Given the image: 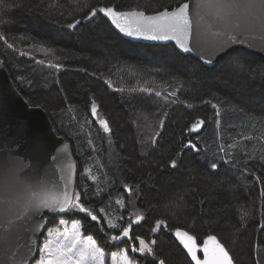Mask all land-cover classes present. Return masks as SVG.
I'll use <instances>...</instances> for the list:
<instances>
[{"label":"trees","instance_id":"1","mask_svg":"<svg viewBox=\"0 0 264 264\" xmlns=\"http://www.w3.org/2000/svg\"><path fill=\"white\" fill-rule=\"evenodd\" d=\"M184 1L0 0V35L7 41L0 40V58L27 103L41 107L70 143L74 193L98 216L47 214L41 238L57 219L79 218L106 253L123 247L141 264H193L174 235L180 228L198 245L215 235L235 264H264V59L234 50L206 66L171 43L123 38L103 13L83 19L93 7L151 14ZM198 118L203 126L188 131ZM189 140L195 150L184 147ZM137 214L143 218L129 237L112 241ZM157 219L166 227L152 233ZM109 220L121 227L111 228ZM137 235L156 240L152 254L132 251Z\"/></svg>","mask_w":264,"mask_h":264},{"label":"water","instance_id":"2","mask_svg":"<svg viewBox=\"0 0 264 264\" xmlns=\"http://www.w3.org/2000/svg\"><path fill=\"white\" fill-rule=\"evenodd\" d=\"M187 2L194 5L197 0ZM108 21L111 23L110 19ZM112 26L128 40L147 44L171 43L179 52L196 57L206 66L216 64L234 50H243L264 59V48L260 46L264 43V31L258 23L247 32L232 31L230 25L206 14L199 39L190 38L187 51L179 48L175 40L128 36ZM214 33L224 35L215 36ZM229 34L235 35V41L221 45L219 41L227 40ZM16 168L20 171L14 175ZM76 175L77 164L70 143L56 133L41 107L27 103L0 58V264L32 263L45 229L46 215L64 214L46 208L37 210L32 194L59 196L65 187L74 194ZM17 176L23 183L18 182ZM26 205L27 212L24 211ZM38 223L42 226L37 229ZM197 255L203 258L202 251Z\"/></svg>","mask_w":264,"mask_h":264},{"label":"snow or ice","instance_id":"3","mask_svg":"<svg viewBox=\"0 0 264 264\" xmlns=\"http://www.w3.org/2000/svg\"><path fill=\"white\" fill-rule=\"evenodd\" d=\"M99 13H103L104 16L110 19L115 28L128 36L142 37L150 40H175L179 48L186 51L189 49L190 38L195 36L199 39L200 26L206 23V14L218 21L225 22L226 26L230 25L232 31L247 32L257 23L261 30L264 31V0H197L194 5L185 0V2L179 3L177 7H173L171 10L164 8L152 15H146L145 11L135 8L129 11H117L113 6L93 7L83 19H95ZM78 23L79 21L75 20L68 27L72 28ZM214 35L223 36L224 33H214ZM235 39V35L229 34L227 40H221L219 43L222 45L229 41H235ZM0 40H4L7 43L3 35H0ZM260 46L264 48V43ZM8 47L11 48L13 45L8 44ZM39 50L44 52L51 51V49L43 47ZM39 63H44V61H39ZM49 66L56 69L61 67L58 63H50ZM139 90L144 93L154 91L152 88H141ZM155 95L159 97L161 96V92L156 91ZM169 95L174 96L175 92L169 93ZM188 107H191V105H188ZM91 112L93 116L98 115L95 101L92 103ZM217 115H219V112H217ZM98 122L105 133L111 131L109 123L105 119L101 118ZM217 123H219V120H217ZM160 124L162 127L163 120ZM203 124L204 120L198 118L192 123L191 128L187 130L196 132ZM157 136L158 133L150 138V145L154 146L157 143ZM184 147L195 150L197 146L189 140ZM220 151H224V149L221 148ZM179 155L180 153L178 152L177 156ZM170 165L175 168L177 166V160L173 158L170 161ZM211 168L216 169L217 164L212 163ZM19 171L20 169L16 168L13 174L15 175ZM17 180L19 183H23L18 176ZM124 187L125 190L132 191L128 185ZM32 195L35 197L34 207L37 210L46 208L57 210L61 213L81 212L91 217L92 221L98 219V216L93 210L81 202V194L70 193L67 187H65V190L59 196H36L35 193ZM262 195H264V192H262ZM117 203L121 207H125L122 199H118ZM24 211H28L27 205ZM244 215H247V213L245 212ZM142 218V215L137 214L135 220L128 227H123L120 235L111 236L110 239L112 241H119L122 237H129L132 225L139 223ZM58 223L59 225H67L68 221L60 219ZM108 224L111 228L121 227L120 225L113 224L111 220L108 221ZM40 226L42 225L38 223L37 229ZM161 226L166 227L165 220L157 219L155 226L151 228V232L157 233L161 229ZM174 235L183 248L186 249L187 254L191 257L194 264H234L233 257L215 235H208L202 245L197 244L195 236L180 228L174 230ZM135 239L139 242V247L133 246V252L145 254H152L154 252L152 245L156 243V240L148 242L138 235ZM37 248L39 252L37 264H105V253L97 245V241L93 236H81L79 220L72 221L71 232L67 228L63 232L60 231L59 227L49 228L47 238L43 240L42 245L37 243ZM198 251H202V259L197 255ZM111 259L112 264H134V261L130 259L125 250L113 252ZM159 264H165V262L160 260Z\"/></svg>","mask_w":264,"mask_h":264},{"label":"rangeland","instance_id":"4","mask_svg":"<svg viewBox=\"0 0 264 264\" xmlns=\"http://www.w3.org/2000/svg\"><path fill=\"white\" fill-rule=\"evenodd\" d=\"M60 219H65V220H67V221H68V224H67V225H59L58 222H59ZM74 220H79V221H80V233H81V236H82V237H87V236L91 235V236H93V238L97 241V245H98V246L104 251V253H105V264H112L111 255H112L113 252H119L120 250H125V251L127 252V250H126L125 248L121 247V248H117V249H114V250L110 251V253H106L105 250L100 246V244L98 243V240L95 238V236H94L92 233L84 232V230H83V228H82L81 220H80L79 218H71V219H68V218H65V217L59 218V219H57L56 224L53 225V226H51L50 228L59 227V229H60L61 232H63L64 229L67 228L68 231L71 232V230H72V221H74ZM48 229H49V228H48ZM48 229L45 230V234H44V236L41 238L39 244L42 245L43 240H44L45 238H47ZM151 241H152V240H151ZM148 242H150V241H148ZM138 247H139V245H138ZM37 253H38V255H37L36 258L32 261V264H37V260L39 259V252H38V250H37ZM127 253H128V252H127ZM137 253H139V252H137ZM140 254H145V253H140ZM128 255H129L130 259H132V260L134 261V264H141V263L138 262V260H137L136 258H133L129 253H128Z\"/></svg>","mask_w":264,"mask_h":264}]
</instances>
